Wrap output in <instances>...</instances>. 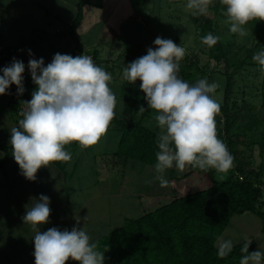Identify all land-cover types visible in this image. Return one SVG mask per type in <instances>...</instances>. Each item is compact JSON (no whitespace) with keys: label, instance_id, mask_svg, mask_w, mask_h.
Segmentation results:
<instances>
[{"label":"clouds","instance_id":"obj_1","mask_svg":"<svg viewBox=\"0 0 264 264\" xmlns=\"http://www.w3.org/2000/svg\"><path fill=\"white\" fill-rule=\"evenodd\" d=\"M210 0H187L186 7L193 15L206 14ZM226 5L229 31L244 37L248 34L245 25L253 19L264 20V0H220ZM202 41L213 46L218 36L209 32ZM146 54L137 57L123 68V78L129 83L137 79L145 94L150 109L157 110L155 120L160 132L157 137L158 151L155 164L160 186L169 181L163 173L186 165L203 170L214 168L227 171L233 167L234 157L226 144L217 136L215 116L220 112V103L211 93L218 87L200 78L189 84L180 77V61L186 50L170 38L157 36ZM28 70L36 88L32 98L24 101L19 127L10 129L12 155L21 174L35 180L41 166L52 161H69L71 153L65 148L72 141L81 146L96 144L106 133L116 115V98L109 86L112 75L93 62L88 55L72 56L57 52L45 65L44 58H32ZM264 71V48L253 55ZM25 63L13 58L11 63L0 68V94H5L15 84L18 94L25 91ZM140 106L139 111H144ZM151 182V181H149ZM31 207H26L24 222L35 230L34 264H65L69 258L80 264H104V252L97 250L95 242L83 227L74 225L71 230L50 227L41 231L48 222L50 198L40 194ZM247 241L241 251L239 264H264V251L259 248L249 252ZM234 247L231 239H219L217 255L225 257Z\"/></svg>","mask_w":264,"mask_h":264},{"label":"rangeland","instance_id":"obj_2","mask_svg":"<svg viewBox=\"0 0 264 264\" xmlns=\"http://www.w3.org/2000/svg\"><path fill=\"white\" fill-rule=\"evenodd\" d=\"M67 1L70 2L67 3ZM75 1H16V6H13L14 10L12 9L14 12L11 13L18 21L20 20L19 23H22L23 34H19L18 24H12L9 28L7 27L10 33L5 35L4 44L11 46L15 58L25 63V71L22 74L24 81H32L27 67L30 47L45 46L40 51L30 49L32 58L43 57L45 65L51 62L53 55L57 52L72 53L73 56L84 54L94 59L91 50L99 48L100 52L97 56L100 63L112 75L109 86L116 98L114 110L120 118L129 120L135 115L134 112L137 116L141 113L139 111L140 106H144L145 113L148 111L150 113V108L144 99L143 90L139 87L141 83L139 79L134 83L128 82L130 85L127 84V88H124L126 80L123 78V68L137 57L146 54L148 47H156L153 41L157 36L172 39L184 47L186 52L198 53L201 64L207 61L206 48L195 36L194 24L190 17L193 10L186 7L187 0H175L174 3L167 0H100L101 3L99 4L92 2L88 6L85 5L83 9L84 19L77 33L79 44L69 37L66 28L63 29L64 21L72 15L71 11ZM21 4L23 6L19 7ZM211 4L214 5L215 2H209L207 14L210 13L209 6ZM40 5L46 6L49 13H46ZM60 5L68 8L65 11H58ZM135 10L137 12L133 13L132 11ZM57 14L61 19L55 18ZM140 15L144 17V20H135L139 19ZM147 22L148 27L145 29L144 26ZM245 27L247 26L245 25ZM219 29L221 30V27ZM41 39L51 40V43H54V49L49 50L50 42L41 45L39 42L36 43ZM236 39L239 40L240 36L237 35ZM11 61L12 58L8 60L9 63ZM222 65L214 68L211 77H206L209 83L216 82L218 84V87L210 95L219 101L220 105L223 104L226 85V75L223 74L225 68ZM112 67L113 69H111ZM230 69L232 71L233 68L230 67ZM232 72L233 87L228 98V105L234 104L235 108H232L231 111H242L245 115L253 113L259 120L264 119V100L261 93L264 91L262 88L264 71L261 70V66H246L241 70H233ZM197 80H194V83ZM131 85L137 87L139 96L136 102L132 101L130 104L123 94L125 89L126 91L128 89L133 91L129 87ZM7 92L9 95L11 94V91ZM16 94L20 99L22 98L21 94ZM5 106L8 111V96L3 97L0 101V108ZM2 117L4 118L3 115ZM146 120L150 124L152 119L146 118ZM215 120L216 128L219 126L218 121L221 123L220 127H223L224 118L221 110L215 116ZM246 121L247 118L242 122L241 119H238L236 127L233 129V132H236L233 136L236 154L242 159L245 167L252 171L253 180L262 179L261 203L264 208V123L260 122L252 130H247L245 136L237 134L241 131V128L237 126ZM7 122L6 130H0V141L10 143V129L19 127V122H16L14 117L8 119ZM119 136L120 129L114 125L107 129L106 133L94 145L81 146L76 141L66 145V149L71 153V159L67 161L69 163L66 165L68 171L65 185L67 191L71 193V207L74 206L76 211L75 224L76 226L79 222L80 224H89L91 241L119 227L126 218H136L144 211L153 210L157 206L169 202L173 197L169 183L161 187L159 181L154 179L156 175L155 165H142L140 162L125 163L122 157L114 152ZM217 136L221 139L218 133ZM50 163L51 167L52 163ZM211 169L218 179L225 178L230 171V169L227 171ZM44 170L46 172L44 175L55 178L54 172L49 171L48 167L41 166L36 173L37 182L50 179H41ZM188 170L187 165L183 170L172 167L166 169L163 175L170 181L172 175L179 177ZM237 177L241 178L240 175ZM194 179L195 184L193 186L199 181L204 184L203 180L196 176ZM53 185V190L56 191L57 185ZM249 215L251 212L233 215L220 238L231 239L235 244L245 240V237L253 236L260 227L262 228V221L259 216L251 217ZM248 217L252 219L250 220ZM251 241L257 245V248L264 250V234H262V238L258 236ZM65 264H73V259L69 258Z\"/></svg>","mask_w":264,"mask_h":264},{"label":"trees","instance_id":"obj_3","mask_svg":"<svg viewBox=\"0 0 264 264\" xmlns=\"http://www.w3.org/2000/svg\"><path fill=\"white\" fill-rule=\"evenodd\" d=\"M87 3L89 0H76L72 18L64 21L69 37L73 38L77 44H79L77 33L84 19L83 9ZM40 6L46 13H49L47 7ZM209 10L212 15L207 13L193 15V12L190 15L194 24L195 36L206 48L207 61L201 64L198 53L186 52L180 61L179 75L189 84H193L196 79L211 77L214 68L223 64L226 85L220 109L224 125L220 127L221 123L218 121L219 126L216 130L234 157L233 167L223 179L216 178L211 168L203 170L190 165H187L189 170L181 176L172 175L169 185L173 197L169 202L153 210L144 211L136 218H126L119 227L90 241L95 242L97 250L104 252V264H239L241 256L247 254L241 251L246 240L235 243L232 252L227 256L217 255L218 249L215 242L231 217L235 214L252 212L261 218L264 233V208L261 203L263 181L260 178L252 179V171L245 167L240 157H237L233 139L236 134L233 129L238 119L242 122L247 118L246 122L237 126L241 128L240 133L237 132V134L242 136H245L247 130H252L260 122L264 123V119L259 120L253 113L245 115L242 111L232 112L231 109L235 108V105H228V98L233 87L232 71L241 70L246 66H260L252 57L258 50L264 48V20L248 21L246 24L248 34L237 40L238 34L230 32L229 23L226 22V5L216 0L214 5L209 6ZM144 27L146 29L147 23ZM209 32L219 37L211 47L201 39ZM99 52V48L91 50V55L94 57L93 62L104 68L97 56ZM70 54L73 56L72 53ZM14 57L15 53L11 51V47L7 48L3 58L5 63ZM1 60L0 68L4 67ZM230 67L233 68L232 71ZM23 83L25 91L21 94V99L16 94L15 84H11L8 89L11 91L9 111L16 122L22 119L21 113L26 108L24 101L32 98L31 93L36 88L33 81L25 80ZM127 84L129 83L126 80L125 87H123L127 88ZM262 84L264 89V80ZM129 87L133 91L125 89V93L122 94L131 104L132 101L136 102L139 94L136 86ZM261 93L264 100V91ZM156 111L155 109H150V113L143 111L138 115L139 117L134 112L136 117L134 115L129 120L120 118L116 113L110 122L108 129L114 125L120 129L114 152L122 157L125 163L156 164V152L159 150L157 137L160 132L155 120ZM146 118L152 119L150 124L146 122L148 121ZM222 133H224L223 138ZM0 150L3 152V157L0 159L1 167L12 156L11 143L0 141ZM51 163L67 174L66 165L69 162L52 161ZM236 175H240L241 178ZM194 176L203 180L205 185L199 181L193 186ZM256 249L257 245L251 241L249 252ZM74 262L80 264L79 261L74 260Z\"/></svg>","mask_w":264,"mask_h":264},{"label":"crops","instance_id":"obj_4","mask_svg":"<svg viewBox=\"0 0 264 264\" xmlns=\"http://www.w3.org/2000/svg\"><path fill=\"white\" fill-rule=\"evenodd\" d=\"M16 1L18 0H0V59H2L1 61L3 66H5V64H9V62L5 63V60H3L6 54V49L11 47L6 43L4 44L5 35L9 32L8 28L12 24H18L20 28L19 34H23V29L21 28L23 26L22 23H19L20 20L18 21V19L12 15L13 13H11L14 12L13 6H16ZM167 1L173 3L175 2V0ZM210 1L212 3L216 2V0ZM68 2L70 1H67V3ZM92 2L98 4L101 3L100 0H89V3L85 5L88 6ZM22 6L23 4H21L19 7ZM67 8L68 7H64V5H60L58 7V11H65ZM71 12L73 15V13L75 12V7L72 8ZM132 12L136 13L137 10ZM210 14L211 13H209L208 15ZM72 15L68 18L66 17V21L72 18ZM131 16H129V18H131ZM158 17L160 18V15H158ZM55 18L61 19L59 15H56ZM135 20H144V17L140 15V18ZM65 28L66 27L64 26L63 29ZM39 41H41V44L50 42L49 50L51 51L52 49H54V43H51V40L41 39ZM39 41H37L36 43H38ZM44 48L45 46L40 47L37 45L30 47V49H33L35 51H40ZM12 50L13 49L11 48V51ZM7 91L9 90L7 89L5 94H0V101L3 99V97L6 98V96H8L9 103V98L11 94L9 95ZM0 113V130H6V122L12 117L9 113V109L7 111L6 106L0 108ZM2 115L4 116V118L2 117ZM6 116H9V118H6ZM2 157L3 152L0 150V159ZM48 169L49 171L55 173V178H51L44 175L46 173L44 170V173L42 172L43 174H41L42 176L40 175L41 179H50L48 181L42 180L37 182V177L33 181L26 179L21 174L19 165L14 160L13 155L5 164L0 167V264H34L35 258L33 255V235L35 230L31 228L29 223L24 222L23 216L26 212V207H31L32 204L35 202L34 199H38L40 194H45L50 198V214L48 222L44 223L40 227L41 231H46L50 227H57L61 230H63L64 228L71 230V228L76 225V211L74 209V206L71 207V193L67 191L68 189L65 185L67 174L62 170H59L53 163L51 164V167L50 165H48ZM53 184L57 185V194L56 191L53 190ZM249 216L256 217L257 215L251 212V215ZM251 217L248 218H250L251 220ZM77 225L79 227H83L84 230L88 233V235L90 234L89 224H80L79 222ZM224 230L217 238V240H219V238L223 235ZM262 234L264 233L262 231V228L260 227V229L256 233H254L253 236L245 237L244 239L248 241L255 237L258 238V236L262 238ZM91 240L92 238H90V241ZM217 240L215 242L216 244H218ZM73 264H75L74 260Z\"/></svg>","mask_w":264,"mask_h":264}]
</instances>
